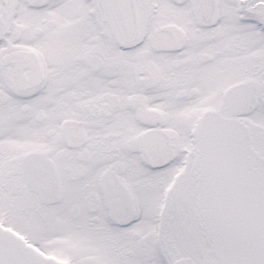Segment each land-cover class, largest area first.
<instances>
[{
  "label": "snow or ice",
  "instance_id": "snow-or-ice-1",
  "mask_svg": "<svg viewBox=\"0 0 264 264\" xmlns=\"http://www.w3.org/2000/svg\"><path fill=\"white\" fill-rule=\"evenodd\" d=\"M0 264H264V0H0Z\"/></svg>",
  "mask_w": 264,
  "mask_h": 264
}]
</instances>
